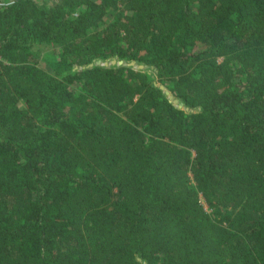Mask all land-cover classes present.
<instances>
[{
	"label": "trees",
	"instance_id": "trees-1",
	"mask_svg": "<svg viewBox=\"0 0 264 264\" xmlns=\"http://www.w3.org/2000/svg\"><path fill=\"white\" fill-rule=\"evenodd\" d=\"M0 264H264V0H0Z\"/></svg>",
	"mask_w": 264,
	"mask_h": 264
},
{
	"label": "water",
	"instance_id": "water-1",
	"mask_svg": "<svg viewBox=\"0 0 264 264\" xmlns=\"http://www.w3.org/2000/svg\"><path fill=\"white\" fill-rule=\"evenodd\" d=\"M111 61H112V62H115V61H116V59L114 58V59H112ZM105 63H106V64H108L109 62H108V61H105ZM90 64H92V62H91ZM161 86H162V87H164V85H163V84H162ZM166 91H167V92H169V90H166ZM170 98H173V94H170ZM173 99H174V101H175V102H177V101H178V99H177V98H173ZM179 105H180V106H182V105H183V103H182V102H180V103H179Z\"/></svg>",
	"mask_w": 264,
	"mask_h": 264
},
{
	"label": "rangeland",
	"instance_id": "rangeland-1",
	"mask_svg": "<svg viewBox=\"0 0 264 264\" xmlns=\"http://www.w3.org/2000/svg\"><path fill=\"white\" fill-rule=\"evenodd\" d=\"M42 49H43V50L47 49V46H43Z\"/></svg>",
	"mask_w": 264,
	"mask_h": 264
}]
</instances>
